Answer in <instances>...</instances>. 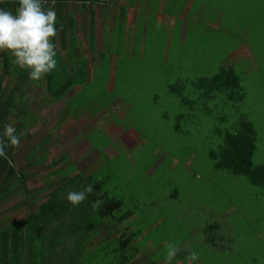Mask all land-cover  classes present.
<instances>
[{
    "label": "rangeland",
    "instance_id": "obj_1",
    "mask_svg": "<svg viewBox=\"0 0 264 264\" xmlns=\"http://www.w3.org/2000/svg\"><path fill=\"white\" fill-rule=\"evenodd\" d=\"M123 2L132 5L139 0ZM143 8L140 17H146L144 25L142 21L122 22L111 30L103 53H96L99 64L95 59L96 66L84 70L85 75L92 72V83L83 85L75 99L87 101L92 110L107 106L111 115L105 128L115 124L131 131L123 137L128 147H123L122 156L99 173L107 174L101 192L123 197L124 205L114 218L133 210L134 229L130 233H136L131 244L140 249L137 264L143 263V257L157 260L156 264L179 262L185 249L183 240H189L192 252L201 255L197 264H264V186L216 169L210 157V151L222 142L221 134L233 131L244 115L257 134L253 162L264 164V0H150ZM56 59L55 70L62 75L60 71H68L65 60ZM227 66L234 68L240 79L235 98L228 100L225 91L205 95L207 88L206 84L201 87V79ZM18 80L16 107L30 92L23 86L26 81ZM6 83L10 89V79ZM15 113L11 112L8 125H21L23 120L19 122ZM181 113L184 117H177ZM31 144L22 145L14 154L16 166ZM156 161L159 164L151 171ZM28 172L26 181L35 187L49 178L40 167L30 166ZM173 189L179 192L177 200H166V193ZM14 192L0 196V209L10 205L11 210L19 207L32 212L38 205L33 197L28 205L22 202L13 208L21 191ZM86 204L81 202V206ZM202 207L214 210L212 221L225 226L227 232L228 224L235 225L231 245L223 230H218L217 236L226 240H208L214 243L213 251L200 244L201 233L191 239L180 236V210L191 217L195 213L204 226L208 216ZM89 223L83 213L77 225L79 236L74 238L79 239L80 256L89 264H109L123 229L117 237H110V232L103 233L102 224L88 227ZM11 224L8 222L6 228ZM202 230L214 237V228L204 226ZM170 242L178 244L180 251L168 262L165 256ZM230 249L233 255L229 260ZM186 260L181 264H188Z\"/></svg>",
    "mask_w": 264,
    "mask_h": 264
},
{
    "label": "crops",
    "instance_id": "obj_2",
    "mask_svg": "<svg viewBox=\"0 0 264 264\" xmlns=\"http://www.w3.org/2000/svg\"><path fill=\"white\" fill-rule=\"evenodd\" d=\"M149 1L139 0L138 4L131 5V3L125 4L123 0H56L52 5H49L51 2L47 6L42 5V7L45 6L43 7L44 9L54 8L56 10L57 33L51 40L55 45L56 58L65 60L68 71H60L64 75L62 76L54 69L45 75L43 79L34 81L29 78L28 70L22 69L23 71H16L17 74L15 71L10 72L5 80L10 79L12 86H14L19 84L18 78L21 81L24 79L26 84H23V86H27V89L30 90V92L23 96L24 100L22 104L17 105L18 111L15 114L19 122L23 120L20 131L23 136L20 138L17 150L23 148V146L26 147V144L30 145L32 143L26 154L23 155L22 161L29 158L33 152H35V155L32 156L35 158L34 160H40V158L44 157L45 160L40 164L38 163L36 167H40L44 171L43 175L49 176L47 181L55 182L62 180L66 190H79L88 184H92L93 186L98 185V190H100V194L102 193V182L105 180L107 174L102 173L99 176V173L104 171L106 166H113L112 163L122 156L123 147H128L123 137L126 134H130L131 131L115 124L109 128H105L104 126L111 115L107 106H99L97 109L92 110L88 107L89 103L87 101L82 102L79 99L78 102L81 104H78L75 99L79 97L80 93L78 92L82 91L83 85L87 84L88 81L92 83V72L91 74L88 72L85 75L84 70L90 69L92 66L95 67V59L97 65L99 64L100 58L98 55L96 56V53H103L105 40L112 32L111 30L116 29L118 23L122 22H133L135 24L137 21H142L141 23L144 25L143 20L146 17L143 18L140 15H142L144 10L143 7ZM61 8H65V11ZM187 23L185 20L184 34ZM138 36L139 29L135 32V39ZM4 53L7 55L6 61H9L10 65L14 66L12 63L14 57L11 51L8 49L0 50L1 56ZM3 59L4 57L0 59V72L4 68L5 62ZM33 81L34 84L32 83ZM20 84L22 83L20 82ZM37 85L40 86L38 87L39 89H37ZM51 85L67 88L64 89L65 93L60 94ZM121 101L124 102L123 100ZM82 103L85 105V109ZM181 115L183 114L181 113L177 117H184ZM26 122L29 123L30 127L26 126ZM176 126L179 127V124L176 123ZM95 132H99L100 135H93ZM40 153L41 155H39ZM157 164H159V161L155 162L151 171L156 170ZM127 165L131 164L128 163ZM51 170H54V172L50 173ZM96 182L99 183L97 184ZM47 192L48 190L38 193V204L42 201L39 196H44ZM110 193L109 191H105L102 194L110 195ZM166 194V200H177L179 192L177 189H173ZM112 195L118 197L117 194ZM133 205L135 204L133 203ZM37 206L32 212L37 209ZM18 208L16 210H9L8 212L14 213L23 209ZM73 209L68 210L66 208L65 213L61 214L60 217L58 215L59 221L56 220V223H58L56 229L65 230L66 236L67 230L72 226L79 225L82 220V217L69 215V212H87L86 207L77 209V206H74ZM23 210L26 211L25 209ZM202 210L208 216V222L204 226L214 228V237L207 236L205 231L202 230L203 224H199V219L195 213L191 217L187 214L186 210H180L178 216L181 221L180 236H187L191 239L197 233H201L200 244L213 251L215 249L214 243L208 240H226L217 236V231L223 230L226 234L228 233V245H231V240H233L236 232L235 225L228 224L227 232L225 226H219L216 222L212 221L216 216L214 210H205L203 207ZM132 216L125 222H119L114 217L111 220H103L100 223L103 227V233L110 232V237H117V232L119 234L121 228H126L132 222ZM87 226L89 227V224ZM68 238H70L69 235ZM181 246L185 249L179 254V264L182 263V260L187 259L185 255L190 253L189 251L192 252L189 240H183ZM232 255L233 250L230 249L228 252L229 260L232 259ZM200 260H202L201 255L198 262Z\"/></svg>",
    "mask_w": 264,
    "mask_h": 264
},
{
    "label": "trees",
    "instance_id": "obj_3",
    "mask_svg": "<svg viewBox=\"0 0 264 264\" xmlns=\"http://www.w3.org/2000/svg\"><path fill=\"white\" fill-rule=\"evenodd\" d=\"M54 1L56 0L48 4L52 5ZM17 4L18 0H4L0 3V8L15 11ZM48 4L42 5L47 6ZM6 56L5 53L2 56L5 63L3 70L0 72V134H3L5 125H8L11 112L18 111L17 102L14 101L17 85L9 89L5 82L6 76L10 72L18 71V68L11 66L9 61H6ZM239 80L234 68L227 66L221 68L216 74L201 79L200 83L201 87L206 84L205 95L212 96L217 91H225L228 92V100H233L236 93L240 91ZM51 87L57 89L56 91H59L60 94L65 93L64 89L67 88L53 85ZM12 126L21 138L23 136L20 133L21 125L15 122ZM221 136L222 142L219 147L210 151V157L214 161L215 168L224 169L235 176H244L254 185L264 186V164L253 162L257 134L252 121L241 115L236 128L231 132L222 133ZM17 148L18 145L8 147L6 149L7 158L0 157V196L5 198L15 190H20L18 202L12 204L15 208L23 204L22 202H27L26 205H28L29 200L33 197L37 200L39 192L45 190H48V192L44 196H39L42 201L34 212H26L21 209L18 212L10 213L8 212L11 210L10 205L7 208L0 209V264H89V260L86 261L83 256H80L83 252H81L78 243L79 239H74L79 236V227L72 226L67 230V236L65 230L56 229L58 224L56 220L59 221L58 215L60 217L61 214L65 213L66 208L74 210V205L66 198L67 193L69 191H79L82 188L79 190H66L62 180L49 182L47 181L48 178L40 186L39 184L36 187L28 184L26 181L29 176L28 167L37 166L45 158L34 160L35 158L32 156L35 155V152H33L34 154L32 153L29 158L16 166L12 158ZM98 189V185L93 186L92 192L98 193H88L85 199L86 205L81 206V203L79 204L81 207L75 205L77 209L87 208L86 214L91 221L89 227L97 222L102 223L105 219L111 220L115 216V212L124 205L123 197H115L111 193L110 195L100 194ZM70 214L77 215V217L83 215L80 212H69ZM132 215L133 210H127L117 220L125 222ZM10 221L12 224L6 228L7 223ZM132 223L134 225V222L129 223L130 225L128 224L122 230L121 235L118 236L120 237L117 240L118 246L112 249L114 252L113 256L108 259L109 264H137L135 257L140 253V249L131 244L136 234L130 233L134 229ZM68 235L71 240L67 239ZM138 235L140 236L141 232ZM101 241L104 240H99V242ZM144 259L145 257H143L142 264H156L157 262V260L151 262ZM173 264L179 263L173 262Z\"/></svg>",
    "mask_w": 264,
    "mask_h": 264
},
{
    "label": "clouds",
    "instance_id": "obj_4",
    "mask_svg": "<svg viewBox=\"0 0 264 264\" xmlns=\"http://www.w3.org/2000/svg\"><path fill=\"white\" fill-rule=\"evenodd\" d=\"M43 0H18L15 11L0 8V50L8 49L14 57L13 63L28 70L29 78L34 81L56 69L55 45L51 38L57 33V13L54 8L44 9ZM20 143V136L12 125H5L0 134V157L7 158L6 149ZM93 191L92 184L79 191H69L67 200L78 205ZM178 244L167 245L165 259L168 262L178 254ZM188 264H197L196 252L187 254Z\"/></svg>",
    "mask_w": 264,
    "mask_h": 264
},
{
    "label": "built area",
    "instance_id": "obj_5",
    "mask_svg": "<svg viewBox=\"0 0 264 264\" xmlns=\"http://www.w3.org/2000/svg\"><path fill=\"white\" fill-rule=\"evenodd\" d=\"M2 2H4V0H0V3H2ZM49 3V1H47V0H43V2H42V4H48Z\"/></svg>",
    "mask_w": 264,
    "mask_h": 264
}]
</instances>
